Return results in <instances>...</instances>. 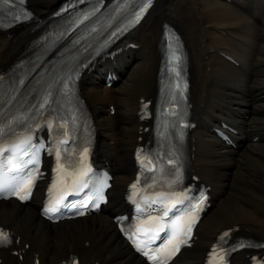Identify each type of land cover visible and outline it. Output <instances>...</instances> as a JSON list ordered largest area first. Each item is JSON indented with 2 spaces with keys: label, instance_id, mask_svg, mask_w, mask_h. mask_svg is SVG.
Masks as SVG:
<instances>
[{
  "label": "bare ground",
  "instance_id": "obj_1",
  "mask_svg": "<svg viewBox=\"0 0 264 264\" xmlns=\"http://www.w3.org/2000/svg\"><path fill=\"white\" fill-rule=\"evenodd\" d=\"M59 1L32 0V6L49 14ZM166 21L182 31L191 56V96L199 119L191 137L192 164L214 188L198 239L179 262H201L217 236L231 227L264 240V0H156L130 35L140 47L123 53L116 63L98 65L82 82L96 119L99 156L115 173L109 205L98 215L53 225L38 214L41 191L25 205L0 201V224L15 235L13 248H0V264H36V257L39 264H63L73 255L84 264H146L120 237L112 216L126 207L134 151L145 136L138 112L142 99L156 90ZM33 35L23 27L16 28L13 37L0 32V68L11 64ZM227 54L239 64L230 62ZM104 66L119 70L113 87L102 82L99 72ZM221 118L240 129L239 147H227L210 133ZM248 252L237 254L234 264H249Z\"/></svg>",
  "mask_w": 264,
  "mask_h": 264
},
{
  "label": "snow or ice",
  "instance_id": "obj_2",
  "mask_svg": "<svg viewBox=\"0 0 264 264\" xmlns=\"http://www.w3.org/2000/svg\"><path fill=\"white\" fill-rule=\"evenodd\" d=\"M18 194V193H17ZM23 198H25V197H23V196H21V199H23ZM56 209L55 208H49L48 209V211H50V212H52V211H55ZM3 239H7V236L5 235L4 237H3Z\"/></svg>",
  "mask_w": 264,
  "mask_h": 264
}]
</instances>
